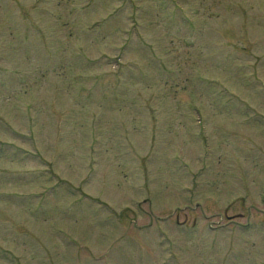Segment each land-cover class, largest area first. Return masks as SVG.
I'll return each mask as SVG.
<instances>
[{
  "label": "rangeland",
  "instance_id": "obj_1",
  "mask_svg": "<svg viewBox=\"0 0 264 264\" xmlns=\"http://www.w3.org/2000/svg\"><path fill=\"white\" fill-rule=\"evenodd\" d=\"M0 264H264V0H0Z\"/></svg>",
  "mask_w": 264,
  "mask_h": 264
}]
</instances>
